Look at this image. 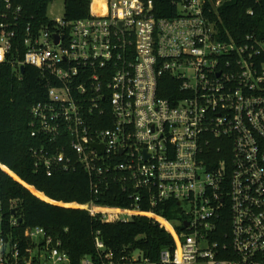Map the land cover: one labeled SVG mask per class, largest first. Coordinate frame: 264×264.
Instances as JSON below:
<instances>
[{
    "label": "built area",
    "instance_id": "obj_1",
    "mask_svg": "<svg viewBox=\"0 0 264 264\" xmlns=\"http://www.w3.org/2000/svg\"><path fill=\"white\" fill-rule=\"evenodd\" d=\"M28 1L0 0V65L18 77L33 67L48 83L31 109V136L49 141L35 167H81L97 193L125 172L113 182L135 192L133 207H84L103 223L146 217L172 236L158 260L116 262L98 233L102 264H264V41L225 38L209 0H180L166 19L152 0H101L98 13L90 0V17L72 22L66 0H53L41 25L23 23ZM58 1L64 15L52 19ZM167 76L180 84L175 102L159 96ZM171 203L181 230L156 212ZM25 239L23 250L0 232V264H72L44 229Z\"/></svg>",
    "mask_w": 264,
    "mask_h": 264
},
{
    "label": "trees",
    "instance_id": "obj_2",
    "mask_svg": "<svg viewBox=\"0 0 264 264\" xmlns=\"http://www.w3.org/2000/svg\"><path fill=\"white\" fill-rule=\"evenodd\" d=\"M51 1L29 0L23 23L31 22L32 16H36L38 25L46 23V8ZM152 1L156 17L166 19L176 15L174 4L180 0ZM218 1L209 0L207 6L225 38L237 43H243L247 37L264 41V0H221L216 9L214 5ZM100 2L94 3L95 13L102 11ZM89 10L90 0L65 2L67 21L87 19ZM178 87L180 84L167 76L160 84L159 96L175 102ZM47 89L48 83L35 68L27 66L23 76L18 77L9 64L0 65V232L6 239L18 240L24 250L28 232L42 228L61 242L72 264H82L83 259L95 264L105 261L104 255L96 250L98 233L111 260L118 262L122 257H132L136 251L147 259L158 260L160 252L173 245L172 236L158 223L146 217L103 223L100 215L92 217L84 207L91 202L112 208L133 207L135 192L113 182L117 174L121 178L125 172L107 177L109 188L101 182L97 193L89 174L81 167L55 171L53 176L35 167L33 152L44 148L49 141L31 136V109L46 99ZM140 206L142 210H150L149 205ZM156 212L178 230L182 229V210L176 203L161 205Z\"/></svg>",
    "mask_w": 264,
    "mask_h": 264
},
{
    "label": "rangeland",
    "instance_id": "obj_3",
    "mask_svg": "<svg viewBox=\"0 0 264 264\" xmlns=\"http://www.w3.org/2000/svg\"><path fill=\"white\" fill-rule=\"evenodd\" d=\"M64 5H63V2L61 1H58V2H55L54 4H52L50 10L48 11L49 12V17L52 18V19H58L59 17H62L64 15ZM4 170V169H3ZM7 173H11V172H8L6 171ZM13 174V173H11ZM140 255V253L138 251L134 252L133 253V258L136 259L138 258Z\"/></svg>",
    "mask_w": 264,
    "mask_h": 264
},
{
    "label": "water",
    "instance_id": "obj_4",
    "mask_svg": "<svg viewBox=\"0 0 264 264\" xmlns=\"http://www.w3.org/2000/svg\"><path fill=\"white\" fill-rule=\"evenodd\" d=\"M24 72H25V67L24 68H22V75L24 74ZM94 148H96V147H94ZM1 168V167H0ZM20 222H21V220H20ZM186 226H188V225H186Z\"/></svg>",
    "mask_w": 264,
    "mask_h": 264
}]
</instances>
